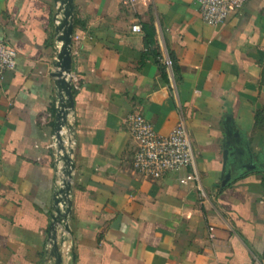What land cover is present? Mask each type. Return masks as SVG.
<instances>
[{
	"label": "crops",
	"instance_id": "crops-1",
	"mask_svg": "<svg viewBox=\"0 0 264 264\" xmlns=\"http://www.w3.org/2000/svg\"><path fill=\"white\" fill-rule=\"evenodd\" d=\"M123 1L75 0L63 264H264V0L216 26L196 0ZM57 6L0 0V39L17 51L0 80V264L53 263L46 240L63 166L53 136ZM180 108L195 167L137 173L128 116L139 112L166 135Z\"/></svg>",
	"mask_w": 264,
	"mask_h": 264
},
{
	"label": "built area",
	"instance_id": "built-area-1",
	"mask_svg": "<svg viewBox=\"0 0 264 264\" xmlns=\"http://www.w3.org/2000/svg\"><path fill=\"white\" fill-rule=\"evenodd\" d=\"M139 0H124L127 5H134ZM248 0H196L202 20L210 25H219L233 10L243 7ZM134 32H141L140 23L132 25ZM17 51L0 39V80L7 71L16 66ZM164 64L172 69L173 61L166 54ZM70 120V118H69ZM130 132L136 141V149L133 156V169L146 177L161 178L170 172H179L189 167H195L196 152L192 142L191 130L182 108L178 123L168 134L158 133L152 123L141 113L132 112L128 116ZM64 145L73 147L75 141H69V130L65 127L61 130ZM54 136V144L57 139ZM57 148V147H56ZM180 182H186V178H180ZM68 249L70 247L68 246Z\"/></svg>",
	"mask_w": 264,
	"mask_h": 264
},
{
	"label": "water",
	"instance_id": "water-1",
	"mask_svg": "<svg viewBox=\"0 0 264 264\" xmlns=\"http://www.w3.org/2000/svg\"><path fill=\"white\" fill-rule=\"evenodd\" d=\"M58 4L55 14V34L57 40L56 56L51 73L57 88V108L55 113L54 135L57 139L56 163H63L60 167L61 181L54 192L52 222L46 242V256L53 260L52 264H63L62 248L72 234L69 218L72 211V178L75 168L74 147L67 148L61 130L68 127L74 131V125L69 120L74 115L73 95V35L75 0H55ZM72 141V138H69ZM249 165V163L247 164ZM252 170H261L250 163ZM58 168V166L56 167ZM264 170V167H263ZM243 173V172H242ZM239 175H242L241 173ZM237 177V176H236ZM233 177H229V180ZM228 181V180H227ZM72 249V257L74 250Z\"/></svg>",
	"mask_w": 264,
	"mask_h": 264
},
{
	"label": "rangeland",
	"instance_id": "rangeland-1",
	"mask_svg": "<svg viewBox=\"0 0 264 264\" xmlns=\"http://www.w3.org/2000/svg\"><path fill=\"white\" fill-rule=\"evenodd\" d=\"M73 42H74V35H73ZM70 121L73 123L72 118L70 119ZM66 128L69 130L68 127H66ZM69 136L72 138L73 141H75V134H74V131L71 132V130H69ZM75 145H76V143L73 144V147H74V148H75Z\"/></svg>",
	"mask_w": 264,
	"mask_h": 264
},
{
	"label": "trees",
	"instance_id": "trees-1",
	"mask_svg": "<svg viewBox=\"0 0 264 264\" xmlns=\"http://www.w3.org/2000/svg\"><path fill=\"white\" fill-rule=\"evenodd\" d=\"M173 63H174V61H173ZM173 67H174V64H173Z\"/></svg>",
	"mask_w": 264,
	"mask_h": 264
}]
</instances>
